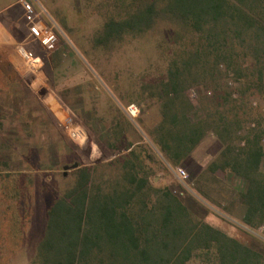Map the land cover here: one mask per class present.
<instances>
[{"label": "rangeland", "instance_id": "obj_1", "mask_svg": "<svg viewBox=\"0 0 264 264\" xmlns=\"http://www.w3.org/2000/svg\"><path fill=\"white\" fill-rule=\"evenodd\" d=\"M17 1L0 0V264H42L39 238L52 200L73 193L81 167L94 166L92 175L111 180L136 140L152 146L146 133L158 113L153 85L166 77L173 60L193 51L196 38L185 25L167 19L143 31L127 28L133 11L149 0H30L57 34L38 79L14 52V41L28 32L15 12ZM111 21L117 23L114 36L105 33ZM236 62L240 66L233 68L221 63L217 80L192 75L188 95L211 96L217 84L230 94L221 110L228 119L241 120L238 133L252 127L264 132V76L261 82L252 72L250 57L239 55ZM129 102L140 107L133 121L122 110ZM261 143L264 147V133ZM198 147L213 155L202 153L200 165H181L188 173L184 184L165 161L143 154L146 168L153 170L151 184L170 186L197 218L264 255V222L251 227L241 217L237 193L243 181L230 171L207 173L220 142L209 134ZM259 171L264 173V158ZM194 185L218 204L205 201ZM186 264L217 263L211 250H203Z\"/></svg>", "mask_w": 264, "mask_h": 264}, {"label": "trees", "instance_id": "obj_2", "mask_svg": "<svg viewBox=\"0 0 264 264\" xmlns=\"http://www.w3.org/2000/svg\"><path fill=\"white\" fill-rule=\"evenodd\" d=\"M133 16L127 28L138 31L159 19L185 25L196 38L194 49L173 60L166 77L153 85L160 119L146 133L152 146L143 139L132 148L128 143L121 171L111 180L92 175L94 166L81 167L70 187L73 193L52 200L39 238L42 264H186L203 250H211L217 264H264L259 251L197 218L170 186H153L149 180L153 170L142 159L146 153L183 165L213 134L221 149L207 165V173L220 169L235 174L244 184L237 193L244 223L254 227L264 222V173L259 171L264 132L252 127L238 133L242 122L235 116L228 119L221 110L230 94L217 84L211 96L201 94L192 100L188 95L192 75L217 80L220 64L240 66L239 55L253 60L252 72L263 81L264 0H149ZM116 24L106 22L105 33L114 36ZM192 188L205 201L218 204L205 189Z\"/></svg>", "mask_w": 264, "mask_h": 264}, {"label": "built area", "instance_id": "obj_3", "mask_svg": "<svg viewBox=\"0 0 264 264\" xmlns=\"http://www.w3.org/2000/svg\"><path fill=\"white\" fill-rule=\"evenodd\" d=\"M14 9L21 23L26 24V28L28 29V32L20 42L14 41V52L19 56L26 70L35 78L41 79L40 76L43 74L45 56L49 48L55 44L56 31L47 20H43V17L33 7L30 0H18ZM36 49L43 51L42 56L37 55ZM194 95L195 93L192 92V96ZM62 109L65 110L64 108ZM124 112L133 121L139 115L140 107L135 103H129L124 106ZM69 125L66 124L65 127L67 130H70V133L74 137L76 132L75 130L71 131ZM175 171L179 181L184 184L188 179L186 169L182 166H177Z\"/></svg>", "mask_w": 264, "mask_h": 264}, {"label": "crops", "instance_id": "obj_4", "mask_svg": "<svg viewBox=\"0 0 264 264\" xmlns=\"http://www.w3.org/2000/svg\"><path fill=\"white\" fill-rule=\"evenodd\" d=\"M43 20H45L44 18H43ZM35 52L37 53V55L38 56H42V54H43V51L41 50V49H36L35 50ZM47 55H49V54H47ZM45 70H46V56H45V61H44V66H43V74L45 73ZM54 90H55V88H54ZM56 91V90H55ZM57 92V91H56ZM57 95L59 96V97H61V98H63V95L60 93V92H57ZM62 100H64V99H62ZM129 103H132V102H129ZM129 103H127V104H129ZM127 104H125V105H127ZM122 110H123V112H124V107L122 108ZM125 113V112H124ZM159 119H160V117H159V112L157 113V115H155V119H153V125H155L158 121H159ZM204 140V139H203ZM136 142L138 143V141L136 140ZM136 142H134V143H136ZM201 144V143H200ZM199 144V145H200ZM135 145V144H134ZM198 145V146H199ZM196 147L192 152H191V155H190V159H189V161H193L195 164H197V165H200V163H199V159H201L200 157H201V154L203 153V155L206 153V154H210V155H213L207 148H205L204 150H201L200 151V149H199V147ZM165 163H166V165L165 166H167L168 167V169L169 170H171L172 171V173L175 175V177H176V179L179 181V179H178V177H177V174H176V171H175V169H176V167L177 166H181V165H172V164H170V163H168V162H166L165 161ZM149 180H150V177H149ZM180 182V181H179ZM181 183V182H180ZM182 184V183H181ZM182 192V191H181Z\"/></svg>", "mask_w": 264, "mask_h": 264}, {"label": "water", "instance_id": "obj_5", "mask_svg": "<svg viewBox=\"0 0 264 264\" xmlns=\"http://www.w3.org/2000/svg\"><path fill=\"white\" fill-rule=\"evenodd\" d=\"M75 166V165H74Z\"/></svg>", "mask_w": 264, "mask_h": 264}]
</instances>
